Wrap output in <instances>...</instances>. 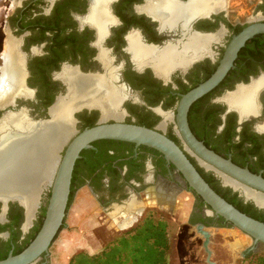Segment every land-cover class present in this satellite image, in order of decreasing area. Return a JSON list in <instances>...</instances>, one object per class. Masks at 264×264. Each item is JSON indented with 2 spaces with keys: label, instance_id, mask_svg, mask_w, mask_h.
<instances>
[{
  "label": "flooded vegetation",
  "instance_id": "obj_1",
  "mask_svg": "<svg viewBox=\"0 0 264 264\" xmlns=\"http://www.w3.org/2000/svg\"><path fill=\"white\" fill-rule=\"evenodd\" d=\"M260 23L264 0H0V153L9 143L30 136L23 121L33 127L52 121L51 109L71 94L69 80L94 85L88 102L70 113L67 139L57 151L54 173L46 179L32 217L21 197H8L7 204L0 198V260L22 252L37 236L69 143L102 122L123 121L164 132L220 195L264 222V206L194 156L176 120L182 97L218 70L235 36ZM12 62L24 74L9 99L2 89L11 82L5 70ZM240 89L253 90V95L255 91V111L249 115L233 102ZM111 102L116 111L111 110L112 115L104 108ZM10 117H18V124ZM188 122L207 147L264 177V33L247 40L222 81L191 104ZM84 189L91 210L103 213L100 219L108 217L121 232L135 228L148 213H166L167 223L177 222L172 209L183 205L187 214L175 223L173 233L179 242L186 238L183 247L194 264H245L264 254L263 247L216 214L182 172L152 147L98 140L84 149L74 166L58 235L64 229L94 231L82 225L90 215L68 222ZM239 234L251 241L243 243ZM58 235L49 252L32 264H54Z\"/></svg>",
  "mask_w": 264,
  "mask_h": 264
},
{
  "label": "water",
  "instance_id": "obj_2",
  "mask_svg": "<svg viewBox=\"0 0 264 264\" xmlns=\"http://www.w3.org/2000/svg\"><path fill=\"white\" fill-rule=\"evenodd\" d=\"M258 33H264L263 23L248 26L235 36L218 70L207 81L182 97L181 103L178 106L176 120L179 134L190 147L192 154L201 162L208 164L226 180L237 184L238 187L226 181L228 185H231L235 189L246 187L264 195V177L262 175L238 166L207 147L195 136L188 122V112L191 104L222 81L233 66L241 47L244 46L247 40ZM98 140L131 142L158 150L182 172L189 185L213 208L216 214L233 223V225L250 236L256 244L264 248V222L244 213L220 195L204 178L176 141L159 129L115 121L102 122L88 127L72 139L51 186L46 216L40 231L22 252L16 255L10 254L7 258L0 260V264H32L43 253L49 252V248L58 235L66 217L71 192L72 174L76 161L80 158L81 152L84 149L92 148L93 143ZM3 201L4 204L8 203L7 199ZM200 229H202V225H200ZM208 234L206 233L205 248L210 258V238ZM210 262L212 263V261Z\"/></svg>",
  "mask_w": 264,
  "mask_h": 264
},
{
  "label": "bare ground",
  "instance_id": "obj_3",
  "mask_svg": "<svg viewBox=\"0 0 264 264\" xmlns=\"http://www.w3.org/2000/svg\"><path fill=\"white\" fill-rule=\"evenodd\" d=\"M16 66L18 65L16 64ZM19 69L21 68L13 66L12 62L11 65L10 63L8 64V67L5 70V76H7V79H11V82L7 81V86H5V88L3 87L2 89V91L5 92L7 98L13 95L15 89L17 90V88H19L18 86L24 74V70L22 71ZM68 73H64L66 78H69ZM69 81H71V94H69L68 98L60 100L58 104L53 109H51L53 115L52 121L45 124L44 122L40 125L37 124V127L31 126L32 124L28 120H26L25 122L23 121V128L28 131L27 133L32 132L30 133V136L26 137L22 142L15 143V141H13L9 143L7 147L0 153V198L7 199L8 197H13L15 195L21 197L22 202L27 206L29 219L33 215V211L39 200V194L41 193L43 186L45 185L44 183L47 181L46 179L50 180V177L54 173L53 162L62 142L67 139V135L65 136V132L68 124L71 123L69 119L70 113L78 106H81L84 103L86 104L88 102L87 100L92 97L90 92L92 91L91 88H93L94 85L85 87L83 84H79L76 79ZM258 88L256 89L255 87V91L258 90ZM255 91L254 95H256ZM254 95L253 90L240 89L238 93H235V96L232 95V99L236 105L240 106V109H242V113L246 114L248 112L255 111L252 105ZM89 103L93 102L90 101ZM114 103L104 106L106 111L111 115L113 113H111L110 111H115ZM100 104H104V101ZM100 104H98V106ZM83 106L84 105H82V107ZM252 108L254 110H252ZM246 115H249V113ZM10 120L12 122L16 120L17 124L19 122L18 117H10ZM71 128L70 130H73ZM228 182L234 184L230 180ZM234 185L237 186V184ZM243 190L248 198L255 200L259 205L264 206L263 194L254 192L246 187H243Z\"/></svg>",
  "mask_w": 264,
  "mask_h": 264
},
{
  "label": "trees",
  "instance_id": "obj_4",
  "mask_svg": "<svg viewBox=\"0 0 264 264\" xmlns=\"http://www.w3.org/2000/svg\"><path fill=\"white\" fill-rule=\"evenodd\" d=\"M170 251L169 224L148 213L135 228L116 235L100 252H77L69 264H170ZM251 264H264V255Z\"/></svg>",
  "mask_w": 264,
  "mask_h": 264
},
{
  "label": "rangeland",
  "instance_id": "obj_5",
  "mask_svg": "<svg viewBox=\"0 0 264 264\" xmlns=\"http://www.w3.org/2000/svg\"><path fill=\"white\" fill-rule=\"evenodd\" d=\"M91 209V198L89 196V192L87 189H84L80 193L79 198L74 201V207L73 209H71V217H69L68 222L69 225H72L74 222H76L75 220H79L80 217H88L90 215L91 219H86L85 223H82V225L86 229L94 231L86 233H78L76 231H70L68 229H64L63 231H61L53 247L54 264H69L72 256L80 251H86L90 254L98 253L103 248H105L109 244V242L116 237V235L121 233V231L116 230L115 227H122H119L115 223L109 221L108 217L100 219V217L103 216V213H101L100 211H92ZM155 214L158 217H162L163 219H168V215H166V213L155 212ZM168 224L169 231L171 232L178 228V226L172 221L168 222ZM185 240L186 238H184L181 242H179L178 239H175L173 241V249H171V252L169 254L170 264L195 263L193 257H188L185 253L183 247V243L185 242ZM249 241L251 240L249 239ZM202 257H204V255ZM201 262L205 264V262L200 261V263Z\"/></svg>",
  "mask_w": 264,
  "mask_h": 264
},
{
  "label": "crops",
  "instance_id": "obj_6",
  "mask_svg": "<svg viewBox=\"0 0 264 264\" xmlns=\"http://www.w3.org/2000/svg\"><path fill=\"white\" fill-rule=\"evenodd\" d=\"M172 210H173L172 217L174 219H179L177 222H175L173 219H171V221L172 220L174 221V222L172 221L173 223L179 224L181 222L180 220H184L185 219V215L187 214V210L184 211L183 205H176V206H174V208ZM169 236H170L171 249H173V241L176 239V234H174L173 232L169 231ZM239 236H240L239 240H241L243 243H246L248 241L247 238L244 235L239 234ZM262 255H264V254H262ZM258 256H261V255H258ZM258 256L254 257L250 262L245 263V264H251L254 261V259H256Z\"/></svg>",
  "mask_w": 264,
  "mask_h": 264
}]
</instances>
